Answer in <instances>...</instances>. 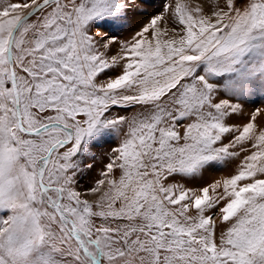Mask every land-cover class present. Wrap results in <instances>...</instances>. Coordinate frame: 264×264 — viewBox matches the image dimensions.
Listing matches in <instances>:
<instances>
[{
  "label": "snow or ice",
  "instance_id": "snow-or-ice-1",
  "mask_svg": "<svg viewBox=\"0 0 264 264\" xmlns=\"http://www.w3.org/2000/svg\"><path fill=\"white\" fill-rule=\"evenodd\" d=\"M136 4L0 0V264H264V110L230 123L264 95V0H176L178 39L156 14L110 61L97 29ZM108 137L90 201L80 157ZM242 152L199 194L174 182Z\"/></svg>",
  "mask_w": 264,
  "mask_h": 264
},
{
  "label": "rangeland",
  "instance_id": "rangeland-1",
  "mask_svg": "<svg viewBox=\"0 0 264 264\" xmlns=\"http://www.w3.org/2000/svg\"><path fill=\"white\" fill-rule=\"evenodd\" d=\"M19 2V0H17ZM191 6L200 5L204 8L206 15H211L214 11L212 0H184ZM176 0H144V4H140L137 0V4L132 7L128 13L127 18L121 20L118 23H102L97 29V39L100 40L101 37L107 39L109 36L115 37V42L112 43L108 49L101 48V51L106 52V58L110 61L113 56L121 57L123 56L122 46L124 44L130 43L132 38L136 33L146 26L153 15L162 13L164 15V20L161 21L160 27L167 28L169 30L167 38H179L183 33L180 31L173 32L174 28H178L174 19V8ZM221 7L224 6V0H219ZM147 5V6H144ZM126 63L123 59H118V63L107 69L101 74L100 79L103 80L107 77H116L120 75L123 71V65ZM254 103L244 104L243 116L233 118L230 123L236 126H242L247 123L250 115L257 109L264 110V95H255L251 97ZM138 110V109H137ZM135 112L132 110L124 109H114L112 111L113 116L126 115L132 116ZM258 126L264 123V111H262L261 116L257 117ZM227 142V140L225 141ZM120 143L119 138L108 137L105 140L97 143L95 146L91 147L90 150L80 157L81 168L78 170L75 176L76 184L74 187L80 191L82 194L87 193L86 196L82 195V198H87L90 201H94L98 198L99 193L93 194L89 190L96 187V183L100 179H105L102 175L106 171V164L110 162L113 152L112 149L118 146ZM247 155V153H241V156L232 160H227L223 163H214L207 166L202 173L195 178H181L176 177L175 183L183 186L185 189L196 190L199 194V190L203 187H208L213 183L223 181L224 179L230 178L237 173L239 165L242 163V157ZM90 165V166H89ZM173 181H166L165 183H170ZM103 191V189H102ZM223 189H219L217 193H212L210 189V195H219L222 193ZM225 201L221 200L217 209H213L212 212L215 213L218 234L219 229L222 227L221 221L219 219L220 213L218 212L219 207H223Z\"/></svg>",
  "mask_w": 264,
  "mask_h": 264
}]
</instances>
